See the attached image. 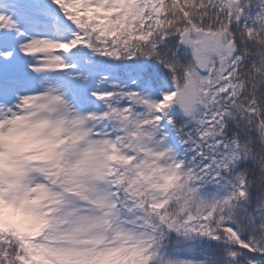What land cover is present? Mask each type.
I'll return each mask as SVG.
<instances>
[{
	"label": "snow or ice",
	"instance_id": "snow-or-ice-1",
	"mask_svg": "<svg viewBox=\"0 0 264 264\" xmlns=\"http://www.w3.org/2000/svg\"><path fill=\"white\" fill-rule=\"evenodd\" d=\"M0 264H264V0H0Z\"/></svg>",
	"mask_w": 264,
	"mask_h": 264
}]
</instances>
